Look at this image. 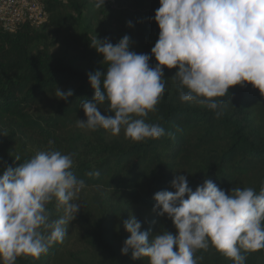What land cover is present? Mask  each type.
<instances>
[{
	"label": "trees",
	"instance_id": "16d2710c",
	"mask_svg": "<svg viewBox=\"0 0 264 264\" xmlns=\"http://www.w3.org/2000/svg\"><path fill=\"white\" fill-rule=\"evenodd\" d=\"M122 2L105 0L93 10L96 23L102 22L98 28L86 20L84 0H42L46 24L24 23L13 32L0 28V174L47 150L50 140L63 154L74 153L72 170L85 180V190L95 192L94 204L86 202L74 219L79 241L99 258L97 264H148L146 257L132 259L131 249L121 254L130 235L123 221L133 215L142 231L150 230V236L162 230L176 235L172 220L152 209L155 193L174 191L171 181L177 174L186 176L193 191L211 179L226 194L235 186L259 193L264 186V120L255 114V90L260 91L251 84L230 87L229 96L219 98L224 101L223 115L217 118L205 107L181 102L178 82L172 84L165 67L164 96L146 122L159 124L174 138L164 135L134 142L123 128L119 135H112L103 128L76 127L77 119L86 120L82 101L94 96L87 74L108 67L91 42L96 35L116 44L114 28L103 24L114 21L112 15ZM147 19L149 25L136 37V53L150 54L158 39L159 28L150 13ZM149 64L155 66L154 57L150 56ZM56 88L72 89L73 95L59 99ZM100 107L102 114L111 115L106 104ZM89 171L100 175L89 177ZM48 209L53 220L64 214L55 201ZM67 243L66 235L39 259L20 256L16 264H68L67 258L73 262ZM243 254L245 264H264V249ZM195 257L198 264H233L211 245L197 250ZM74 260V264H93Z\"/></svg>",
	"mask_w": 264,
	"mask_h": 264
},
{
	"label": "clouds",
	"instance_id": "9594fccd",
	"mask_svg": "<svg viewBox=\"0 0 264 264\" xmlns=\"http://www.w3.org/2000/svg\"><path fill=\"white\" fill-rule=\"evenodd\" d=\"M104 2L96 0L95 7ZM159 5L154 15L159 35L150 54L131 51L128 35L115 45L95 35L90 46L108 67L87 74L94 96L82 101L86 120L77 119L76 127L103 128L112 135L123 128L134 142L174 138L159 124L146 122L164 96L165 67L177 69L172 78L181 102L205 107L217 118L223 115L219 98L229 96L230 87L248 83L264 94V0H159ZM55 95L67 100L73 90L56 88ZM105 104L111 115L101 113ZM48 143L47 150L0 174V264L47 254L54 243L63 242L81 208L78 194L86 183L72 170L75 154ZM171 188L154 194L152 210L172 220L176 235L162 230L150 236L130 215L123 221L130 235L122 255L131 249L132 259L146 257L148 264H198L196 251L211 245L233 264H245L243 253L264 249V186L259 193L235 186L226 194L206 179L193 191L186 176L177 174ZM54 201L64 214L53 220L48 205Z\"/></svg>",
	"mask_w": 264,
	"mask_h": 264
},
{
	"label": "rangeland",
	"instance_id": "374dc122",
	"mask_svg": "<svg viewBox=\"0 0 264 264\" xmlns=\"http://www.w3.org/2000/svg\"><path fill=\"white\" fill-rule=\"evenodd\" d=\"M84 3L87 5L88 11H85V14L88 12L89 14L86 16V20L90 21V24H93L95 27H99L102 22L99 24L96 23V19L93 15V10L96 11L97 7H95L96 0H84ZM121 6V5H120ZM118 6L116 9V13L112 16L115 18L114 21H108V23H104L103 26H108L114 30L115 33V43H117L123 36L128 35L130 37V50L136 52L137 48V34L145 29L150 21L146 19V14L150 13L152 18L154 19V15L156 10L158 9L159 0H123L122 6ZM96 8V9H95ZM90 11V12H89ZM128 22H131V27L128 26ZM96 28V29H97ZM60 48H57L55 51L58 52ZM177 69H168L167 77L172 82V84H176L177 81L172 78ZM256 95L254 96V107L256 108L255 114L259 117L260 120H264V94H261L257 90H255ZM33 153L34 151H29ZM94 195L95 192L82 189L78 194L79 200L78 202L81 204V208L79 211H83L85 209L86 202L94 203ZM67 249L71 250L70 254L73 256V262H75L74 258L85 259L92 261L93 264H97L99 262V258L94 256L84 243L79 241V229L76 225L75 220L69 223L67 229ZM70 259L67 258L68 264H74Z\"/></svg>",
	"mask_w": 264,
	"mask_h": 264
},
{
	"label": "built area",
	"instance_id": "2783aa9c",
	"mask_svg": "<svg viewBox=\"0 0 264 264\" xmlns=\"http://www.w3.org/2000/svg\"><path fill=\"white\" fill-rule=\"evenodd\" d=\"M47 22L42 0H0V28L5 32H13L24 23L40 27Z\"/></svg>",
	"mask_w": 264,
	"mask_h": 264
}]
</instances>
